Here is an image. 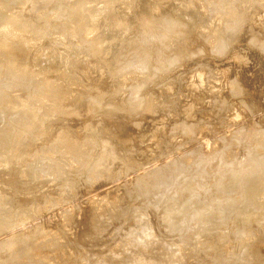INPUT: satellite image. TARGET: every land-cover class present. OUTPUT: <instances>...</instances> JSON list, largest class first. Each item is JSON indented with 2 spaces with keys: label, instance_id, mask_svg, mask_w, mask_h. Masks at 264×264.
<instances>
[{
  "label": "rangeland",
  "instance_id": "rangeland-1",
  "mask_svg": "<svg viewBox=\"0 0 264 264\" xmlns=\"http://www.w3.org/2000/svg\"><path fill=\"white\" fill-rule=\"evenodd\" d=\"M22 1L0 0V21L8 16L7 20L11 19L14 23L12 20L17 16H25L24 19L17 17V21L20 20L17 24H21L22 29L29 25L23 29L26 35L23 37L27 39L18 43L22 48L14 57L8 56L12 62L9 59L10 64H5L9 66L7 70L0 69V134L3 132L1 135L5 137V143H0V154L4 155L8 146L11 148L8 155L0 157V198L5 199H0V215L6 217L0 216V247L9 241L15 243L14 247H9L12 254L0 251V264H138L143 259L145 261L141 264H264V206L261 207L264 202L255 198L259 189L264 187V171L259 172L264 170V0H148L150 4L157 3H154L156 7L153 4L155 8L151 6V11L149 8L142 9L145 8L143 2L147 0H36L34 7L38 10L29 9L23 3L25 0ZM185 2L188 8H184ZM104 4L106 9L109 8L107 14ZM15 9L20 13H16ZM223 9L222 14L220 11ZM141 10L150 11V14L152 10L159 11H154L155 16L152 14L151 17L147 11ZM8 11H14L17 16ZM225 11L230 13L223 17ZM122 12L127 16H123ZM188 13L192 16L186 23ZM217 13L222 15L219 17ZM143 14L146 19L149 17L146 21ZM250 16L254 22L250 19L251 24H248ZM101 18L104 27L100 26ZM217 18H223L225 22L221 23L222 20ZM85 19H90V22ZM149 20L154 23L150 28L145 24ZM178 21H185L186 24L178 28ZM22 23L26 25L22 26ZM162 23L167 24L163 26L167 28L165 30H168L170 39H163L162 42L146 37L151 31L159 33ZM105 25L107 29L114 28L107 30ZM117 25L120 27L116 28ZM115 28L122 30L124 40L120 34L117 35L119 31ZM121 28L128 30L125 33ZM113 31H117L116 34ZM0 35L2 49L5 39ZM114 36L120 37V40ZM26 41L32 46L24 43ZM86 41L87 44H84ZM145 52L146 56L141 55ZM25 64L29 67L27 71L33 75L29 74V79L26 77L28 73L14 71L15 66L22 68ZM63 65L67 67L64 75L67 80L77 72L80 79L89 78L82 82L71 79L67 82L63 79L65 77H59ZM39 75L43 79L37 78ZM12 77H15L13 81ZM25 78L29 80L27 83ZM52 78L55 81L62 79L63 83L59 81L55 84ZM63 80L68 91L61 87L66 88ZM188 81L192 82L191 85L193 82L196 84L189 87ZM50 87L60 94L52 92ZM59 88L64 94L75 88V92L71 90L72 95L75 93L73 98H78V92L79 99L74 101L69 95L68 100L66 95L71 92L63 95ZM39 89L42 92L51 91L46 94L39 91V96ZM17 93H25L31 98L26 96L31 102L25 101L31 115L38 117L50 107L45 113L51 109L57 115L59 111L60 117L50 111L48 119L41 118L42 123L36 122L38 125H32L33 129L32 126L31 129H28L29 126L23 128L21 122L25 114L22 109H17ZM62 100L71 103L65 104ZM195 101L197 104H194ZM50 102H54L53 105ZM190 105H195V109ZM73 109L78 111L73 112ZM17 133L22 134L18 137ZM14 138L21 141L15 144ZM243 164L248 167L243 168ZM210 168L214 170L210 171ZM254 182L260 187L253 189ZM241 184L242 187L247 186L244 188L247 195ZM235 186L239 191L236 192L238 189ZM248 186L254 190L251 200L247 198L252 194ZM211 189L213 192H210ZM261 189L259 192L264 191V188ZM238 192H245L240 195L246 200L240 195L236 197ZM210 196H215L211 204L206 201ZM120 199L124 201L120 202ZM224 203L227 204L226 209ZM258 204L261 208H256ZM196 209L200 216L195 222L192 214L197 213L193 212ZM227 209L233 210L228 212ZM257 209H262L263 213L258 210L254 215ZM182 210H186L185 213ZM165 213L175 223L170 231L164 222ZM250 227L256 228L255 233Z\"/></svg>",
  "mask_w": 264,
  "mask_h": 264
},
{
  "label": "bare ground",
  "instance_id": "bare-ground-1",
  "mask_svg": "<svg viewBox=\"0 0 264 264\" xmlns=\"http://www.w3.org/2000/svg\"><path fill=\"white\" fill-rule=\"evenodd\" d=\"M3 1H4V0H3ZM18 1H19V0H18ZM23 1H24V0H23ZM23 1H22V2H23ZM40 1H41V0H40ZM92 1H93V0H92ZM110 1H111V0H110ZM117 1H118V0H117ZM123 1H124V0H123ZM125 1H126V0H125ZM169 1H170V0H169ZM174 1H175V0H174ZM186 1H187V0H186ZM82 2H83V1H82ZM118 2H119V1H118ZM142 2H143V1H142ZM145 2H146V1H145ZM148 2H149L148 0H147L146 3L143 2V4H144L145 6H144V5H142V6H144L145 8L142 7V9L145 10V9H148V8H149L148 10L151 11V8L153 9V7H154L153 4L156 3V2L154 1V3H152V4H150V3H148ZM159 2H160V1H159ZM233 2H234V1H233ZM23 3H24L25 5L27 4V5H28L27 7H28L29 9H37V10H38V8H35V7H34V5H36V4H35V3H36V0H25ZM23 3H22V4H23ZM37 3H39V2H37ZM107 3H108V2H106L105 4H107ZM123 3H125V2H123ZM123 3H122V5H123ZM180 3H181V2H180ZM183 3H184V2H183ZM186 3H187V2H185V4H184V8H185V6H186V7L188 6V3H187V4H186ZM227 3H228V2H227ZM0 4H1V3H0ZM69 4H70V3H69ZM105 4H104V5H105ZM108 4H109V3H108ZM108 4H107V5H108ZM112 4H113V2H112ZM141 4H142V3H141ZM156 4H157V3H156ZM156 4H154L155 7H156ZM193 4H194V3H193ZM2 5H3V4H2ZM6 5H7V4H6ZM20 5H21V4H20ZM82 5H83V4H82ZM107 5H105L106 7L104 6L105 9L107 8ZM122 5H121V6H122ZM159 5H160V4H159ZM191 5H192V4H191ZM199 5H200V4H199ZM228 5H229V4H227V6H228ZM8 6H9V5H7V7H8ZM18 6H19V5H18ZM39 6H40V5H39ZM77 6H79V5H77ZM85 6H86V5H85ZM85 6H84V7H85ZM151 6H153V7H151ZM160 6H161V5H160ZM160 6H159V8H161ZM180 6H182V5H180ZM192 6H194V5H192ZM227 6H226V7H227ZM1 7H2V6H1ZM4 7H5V6H4ZM10 7H11V6H10ZM10 7H9V8H10ZM13 7H14V6H13ZM15 7H17V6H15ZM80 7H81V6H80ZM122 7H123V6H122ZM155 7H154V8H155ZM9 8H8V9H9ZM18 8H19V7H18ZM18 8H17V10H18ZM40 8L42 9V7H40ZM40 8H39V10H40ZM157 8H158V5H157ZM157 8H156V9H157ZM159 8H158V9H159ZM184 8H183V9H184ZM187 8H188V7H187ZM217 8H218V7H217ZM224 8H225V6H224ZM5 9H6V8H5ZM48 9H49V8H48ZM55 9H56V8H55ZM108 9H109V8H108ZM108 9H106V11H107ZM110 9H112V8H110ZM120 9H121V8H120ZM132 9H133V6H132ZM174 9L177 10L176 8H174ZM198 9H199V7H198ZM228 9H232V8L229 7ZM10 10H11V9H10ZM15 10H16V9H15ZM17 10H16V11H17ZM19 10H20V8H19ZM49 10H50V9H49ZM78 10H79V9H78ZM113 10H114V9H113ZM159 10H160V9H159ZM159 10H152V14H153L154 11H159ZM179 10H180V8H179ZM199 10H200V9H199ZM215 10H216V9H215ZM215 10H214V11H215ZM1 11H2V10H1ZM11 11H12V10H11ZM16 11H15V12H16ZM29 11H30V10H29ZM46 11H47V10H46ZM75 11H76V10H75ZM101 11H102V10H101ZM109 11H111V10H109ZM120 11H122V10H120ZM120 11H118V12H120ZM141 11H143V10H141ZM146 11H147V10H146ZM146 11H143V12L146 13ZM150 11H149V12L147 11V14H148L149 16L152 17L154 14H153V15L150 14ZM177 11H178V10H177ZM177 11H176V12H177ZM180 11H181V10H180ZM186 11H187V10H186ZM193 11H194V9H193ZM195 11H196V9H195ZM197 11H198V10H197ZM217 11H218V10H217ZM223 11H224V9H223L222 11H220V12H222V14H223ZM230 11H231V10H230ZM230 11H225L226 13H224L225 15H224L223 17L228 16V14L230 13ZM237 11H238V10H237ZM18 12L20 13V11H17L16 13H18ZM95 12H96V11H95ZM102 12H103V11H102ZM116 12H117V11H116ZM143 12H142V13H143ZM172 12H173V11H172ZM174 12H175V11H174ZM174 12H173V13H174ZM189 12H191V11H189ZM218 12H219V11H218ZM8 13L10 14V13H12V12L8 11ZM8 13H7V14H8ZM19 13H18V14H19ZM92 13H93V12H92ZM99 13H100V12H99ZM99 13H98V15H99ZM104 13H105V12H104ZM107 13H108V11H107L105 14H107ZM122 13H123V16H125V17L127 16V15H125L126 13H124V12H122ZM122 13H120V14L122 15ZM145 13H144V14H145ZM197 13H198V12H197ZM200 13H201V12H200ZM12 14H15L14 11H13ZM32 14H33V13H32ZM144 14H143L144 19H143V17H142V19H143L144 21H146L149 17L147 16L148 18L146 19L145 16H144ZM147 14H146V15H147ZM174 14H175V13H174ZM176 14H177V13H176ZM192 14H193V12H192ZM222 14H220V15H222ZM15 15H16V14H15ZM39 15H40V14H39ZM71 15H72V14H71ZM73 15H74V13H73ZM76 15H77V14H76ZM98 15H97V16H98ZM100 15H101V14H100ZM100 15H99V17H100ZM140 15H141V14H140ZM163 15H164V14H163ZM217 15L220 17L219 13H217ZM217 15H216V16H217ZM6 16H7V15H6ZM16 16H17V15H16ZM16 16H15V17H16ZM91 16H92V15H91ZM154 16H155V15H154ZM171 16H172V15H171ZM173 16H174V15H173ZM173 16H172V17H173ZM186 16H188L187 19H186V17H183V18H185V19L187 20V21H186V23H187V22H188V18H189V16H192V15H191V13H188V15L186 14ZM196 16H197V15H196ZM218 16H217V17H218ZM251 16L254 17L253 15H251ZM251 16H250V18H248V20H247V19H244V18H243V20H247L248 24H251V22H254V21H252V19H251L252 17H251ZM9 17H11V15H9ZM12 17H14V15H12ZM15 17H14V18H15ZM17 17L20 18L19 16H17ZM17 17H16V19L12 20V21H15L16 24L20 22V20H19V22L17 21V19H18ZM24 17H25V16H24ZM24 17H21V18L24 19ZM54 17H56V16L54 15ZM74 17H75V16H74ZM158 17H159V16H158ZM1 18H2V17H1ZM7 18H8V16H7ZM7 18H6V19L2 18V21H0V33L4 36V38H3V36H2L3 40L5 39V40L3 41V43H4L3 46H4V47H3L2 49H0V56H2V57L0 58V60H2V61L0 62V67H1L0 69H2V68L4 69V68H5L6 70L8 69L9 66L6 67L5 64H6V63H7V65L10 64V63H9V59H10V62H12V61H11V58H8V56L10 57V55H12V56L14 57V54H16L17 51H20V49L22 48L21 45H20V44H21L20 41H23V39L25 38V37H23V36L25 35V32L23 31V29H24L26 26H29V25H26V23H25V24L22 23V24H23L22 26L26 25V26L22 29L21 26H19V25H21V24H17L18 26H17V25H14L15 22L13 23V22H11V19H10V20H9V19L7 20ZM21 18H20V19H21ZM37 18H38V17H37ZM102 18H103V16H102ZM102 18H101V19H102ZM117 18H118V17H117ZM245 18H247V17H245ZM3 19H4V20H3ZM38 19H39V18H38ZM70 19H71V18H70ZM114 19H115V18H114ZM145 19H146V20H145ZM217 19H219V18H217ZM225 19H226V18H225ZM238 19H239V18H238ZM250 19H251V22L249 23ZM6 20H7V21H6ZM41 20H42V19H41ZM43 20H44V19H43ZM85 20H88V21L90 22V19H85ZM85 20H84V22H85ZM98 20H99V19H98ZM115 20H116V19H115ZM120 20H121V19H120ZM125 20H126V19H125ZM172 20H173V19H172ZM181 20H184V19H181ZM194 20H195V19H194ZM219 20H222L221 23H224V22H225V20L223 21V18H222V19L220 18ZM236 20H237V19H236ZM239 20H240V19H239ZM25 21H26V20H25ZM44 21H45V20H44ZM88 21H87V22H88ZM173 21H174V20H173ZM176 21H177V20H176ZM179 21H180V19H179ZM179 21H178L177 23H179ZM230 21H231V20H230ZM21 22H22V21H21ZM27 22H28V21H27ZM37 22H38V20H37ZM45 22H46V21H45ZM87 22H86V23H87ZM157 22H158V21H157ZM157 22H155V23H157ZM174 22H175V21H174ZM32 23H33V22H31V24H32ZM34 23H35V21H34ZM34 23H33V24H34ZM39 23H40V22H39ZM43 23H44V22H43ZM43 23H42V24H43ZM51 23H52V22H51ZM61 23H62V22H61ZM82 23H83V21H82ZM98 23H100V22H98ZM98 23H97V25H98ZM112 23H113V22H112ZM151 23H152L151 20H149L148 23L145 22V24L148 25L149 28H150ZM165 23H166V22H165ZM165 23H162V25H161L162 28H161V31H160L159 33H158V32L154 33L153 31H151L146 37L148 38V37L150 36L151 39L153 38V39H152L153 41H154V39H155V40H156V39H160L162 42H163V39H166V40L170 39V37H168V35H167V34H168V33H167L168 30H167V31L165 30V29H167V28L165 27V29H164V26L167 25V24H165ZM186 23H185V21L179 23L178 25H179L180 27H178V28H182L181 26H182L183 24H186ZM221 23H220V24H221ZM230 23H231V22H230ZM230 23H229V24H230ZM235 23H236V22H235ZM235 23H234V24H235ZM238 23H239V22H238ZM31 24H30V25H31ZM37 24H38V23H37ZM68 24H69V22H68ZM87 24H88V23H87ZM95 24H96V22H95ZM117 24H119L118 21H117ZM152 24H154V23H152ZM234 24H233V25H234ZM242 24H244V23H242ZM53 25H54V23H53ZM53 25H52V27H53ZM81 25H82V24H81ZM101 25H103V19H102V23L100 24V26H101ZM112 25H114V27H115V23L112 24ZM112 25H111V26H112ZM124 25H125V24H124ZM126 25H127V24H126ZM163 25H164V26H163ZM171 25H172V24H171ZM199 25H200V24H199ZM222 25H223V24H222ZM224 25H225V24H224ZM226 25H227V24H226ZM226 25H225V26H226ZM233 25H232V26H233ZM79 26H80V25H79ZM87 26H88V25H87ZM89 26H91V25H89ZM98 26H99V25H98ZM100 26H99V27H100ZM108 26L110 27V25H108ZM117 26H118V27H116V28H119V27H120V25H117ZM227 26H228V25H227ZM232 26H231V27H232ZM30 27L33 29L32 26H30ZM30 27H29V29H31ZM41 27H42V26H41ZM52 27L50 26V29H51ZM61 27H62V26H61ZM74 27H75V26H74ZM77 27H78V26H77ZM77 27H76V28H77ZM84 27H85V26H84ZM96 27H97V26H96ZM103 27H104V25H103ZM114 27H112V28L110 27L111 29H107V27H106V25H105V29H107V30H111V31H112V29H113ZM167 27H168V26H167ZM171 27H172V26H171ZM215 27H216V26H215ZM229 27H230V26H229ZM229 27H228V28H229ZM35 28H36V29H39L40 27H39V28L35 27ZM35 28H34V29H35ZM116 28H115V30H117ZM26 29H27V28H26ZM68 29H69V28H68ZM73 29H74V28H73ZM79 29H80V28H79ZM79 29H78V30H79ZM85 29H86V28H85ZM87 29H88V28H87ZM101 29H103V28H101ZM105 29H104V30H105ZM121 29H123V28H121ZM175 29H177V28H175ZM198 29H199V27H198ZM215 29L217 30V28H215ZM215 29H214V30H215ZM234 29H235V28H234ZM24 30H25V29H24ZM41 30H42V28H41ZM51 30H52V29H51ZM124 30H125V29H123V31H124ZM126 30H128V29H126ZM126 30L124 31L125 33H126ZM164 30H165V32H164ZM214 30H213V31H214ZM216 30H215V31H216ZM250 30H251V29H250ZM37 31H38V30H37ZM53 31H54V29H53ZM61 31H62V29H61ZM65 31H66V30H65ZM65 31H64V32H65ZM69 31H70V29H69ZM71 31H72V30H71ZM117 31H119L120 33L117 32ZM117 31H115V32H117V35L120 34L119 36L122 37V33H123L122 30L119 29V30H117ZM149 31H150V29H149ZM172 31H174V30L172 29ZM175 31H176V30H175ZM47 32H48V31H47ZM56 32H57V31H56ZM73 32H74V31H73ZM77 32H78V31H77ZM79 32H80V31H79ZM113 32H114V31H113ZM115 32H114V34H116ZM121 32H122V33H121ZM178 32H179V31H178ZM193 32H194V31H193ZM193 32H191V33H193ZM3 33H4V34L7 33V35H6V34L4 35ZM59 33H60V32H59ZM62 33H63V32H62ZM170 33H172V32H169V34H170ZM174 33H176V32H174ZM34 34H35V32H34ZM65 34H66V33H65ZM37 35H38V34H37ZM41 35H42V34H41ZM59 35H60V34H59ZM59 35H58V36H59ZM63 35H64V34H63ZM68 35H69V33H68ZM74 35H75V34H74ZM0 36H1V35H0ZM5 36L7 37V39L5 38ZM25 36H26V35H25ZM39 36H40V35H39ZM39 36H38V37H39ZM51 36H53V35H51ZM51 36H50V37H51ZM54 36H55V35H54ZM80 36H81V35H80ZM112 36H113V35H112ZM31 37H32V36H31ZM33 37H34V35H33ZM33 37H32L31 39H33ZM42 37H43V35H42ZM70 37H71V36H70ZM72 37H73V36H72ZM98 37H99V36H98ZM114 37L117 38L118 36H114ZM114 37H113V38H114ZM172 37H173V36H172ZM172 37H171V38H172ZM2 38H1V40H2ZM44 38H45V37H44ZM46 38H47V37H46ZM56 38H57V36H56ZM59 38H60V37H59ZM59 38H58V39H59ZM61 38H62V35H61ZM63 38H64V37H63ZM84 38H85V37H84ZM118 38H119L118 40H120V37H118ZM147 38H146V39H147ZM25 39H27V38H25ZM71 39H72V38H71ZM71 39H70V40H71ZM75 39H76V38H75ZM114 39H115V38H114ZM114 39H113V40H114ZM122 39L124 40V37H122ZM122 39H121V40H122ZM35 40H37V38H36ZM35 40H34V41H35ZM39 40H40V38H39ZM97 40H98V39H97ZM160 40H159V42H160ZM29 41H30V40H29ZM31 41H32V40H31ZM59 41H60V39H59ZM99 41H100V40H99ZM156 41H157V40H156ZM175 41H176V40H175ZM19 42H20V44H18ZM27 42H28V41H26V42H24V43H27ZM65 42H66V41H65ZM90 42H91V41H90ZM115 42H116V39H115ZM159 42H158V43H159ZM28 43H29V42H28ZM81 43H82V42H81ZM108 43H109V42H108ZM164 43H165V42H164ZM22 44H23V43H22ZM31 44H33V42H32ZM61 44H62V43H61ZM84 44H87V41H86ZM94 44H95V43H94ZM1 45H2V44H1ZM1 45H0V46H1ZM23 45H24V44H23ZM70 45H71V44H70ZM96 45H97V44H96ZM163 45H164V44H163ZM28 46L31 47L32 45H30V43H29ZM67 46H68V45H67ZM81 46H82V44L80 45V47H81ZM83 46H84V45H83ZM93 46H95V45H93ZM157 46H158V45H157ZM159 46H160V45H159ZM164 46H167V45H164ZM1 47H2V46H1ZM1 47H0V48H1ZM64 47H65V45H64ZM68 47H69V46H68ZM76 47H78V46H76ZM80 47H78V48L80 49ZM84 47L87 48V45L84 46ZM90 47H91V46H90ZM90 47H89V48H90ZM217 47H218V46H217ZM82 48H83V47H82ZM91 48H93V47H91ZM15 49H16V50H15ZM66 49H67V48H66ZM70 49H71V48H70ZM74 49H75V48H74ZM94 49L97 51V48H93V50H94ZM155 49H156V48H155ZM157 49H158V48H157ZM160 49L163 50V49H162V45H161V48H160ZM64 50H65V48H64ZM68 50H69V49H68ZM68 50H67V51H68ZM86 50L91 51V49H86ZM89 51H88V52H89ZM96 51H95V52H96ZM21 52H22V51H21ZM68 52H69V51H68ZM77 52H78V51H77ZM100 52H101V51H100ZM219 52H220V51H219ZM75 53H76V52H75ZM157 53H159V52H157ZM161 53H163V52H161ZM236 53H237V51H236ZM97 54H99V52H97ZM104 54H105V53H104ZM145 54H146V52H145V53H142L141 55L146 56ZM232 54H233V53H232ZM237 54H238V53H237ZM239 54H240V53H239ZM239 54H238V55H239ZM18 55H19V54H18ZM82 55H83V54H82ZM99 55H100V54H99ZM141 55H139V56H141ZM154 55H155V54H154ZM163 55H164V53H163ZM80 56H81V55H80ZM139 56H138V57H139ZM155 56H156V55H155ZM231 56H232V55H231ZM245 56H246V55H245ZM84 57H85V55H84ZM138 57H137V58H138ZM68 58H69V57H68ZM139 58H141V57H139ZM144 58H145V57H144ZM161 58H162V57H161ZM245 58H246V57H245ZM16 59H17V58H16ZM155 59H156V58H155ZM144 60H145V62H147V61H146V60H147L146 58H145ZM67 61H68V59H67ZM67 61H65V62H67ZM142 61H143V60H142ZM22 62H23V61H22ZM69 62H70V61H69ZM73 62H75V61H73ZM139 62H141V61L139 60ZM145 62H144V64H145ZM219 62H220V61H219ZM30 63H32V62H30ZM30 63H29L28 65L32 66ZM67 63H68V62H67ZM82 63H83V62H82ZM25 65H26V66H25ZM25 65H23V66H25V67L27 68V64H25ZM33 65H34V67H35L36 63H34ZM65 65H66V64H65ZM69 65H70V63H69ZM139 65H140V64H139ZM145 65H147V64H145ZM23 66H22V68H21V67H20V68H19V67L16 68V66H15V70H14V71H15V72H16V71H17V72L20 71V73H21V72H24L25 75L28 73V75H26V77L28 76L27 78L29 79V77H30V76H29L30 73L28 72V71H29V67L26 69V68L23 67ZM67 66H68V65H67ZM136 66H137V65H136ZM155 66H156V65H155ZM248 66H249V65H248ZM32 67H33V66H32ZM59 67H60V66H59ZM63 67H64V69H63ZM69 67H70V66H69ZM123 67H124V66H123ZM127 67H128V66H127ZM242 67H243V66H242ZM260 67H261V66H260ZM57 68H58V67H57ZM137 68H138V66H137ZM246 68H247V67H246ZM16 69H17V70H16ZM31 69H33V68H31ZM31 69H30V72H31ZM62 69H63V70L61 71V68H60V72L57 70V71L59 72V77H62V76H63V77H65V78H63V79L67 80V79H66V76H64V75L66 74V72H65L66 70H65V69H67V67L65 68V66L63 65V66H62ZM123 69H124V68H123ZM138 69H139V68H138ZM143 69H144V68H143ZM18 70H19V71H18ZM27 70H28V71H27ZM41 70H42V69H41ZM41 70H40V71H41ZM124 70H125V69H124ZM171 70H172V69H171ZM1 71H2V70H1ZM12 71H13V70H12ZM12 71H10V72H12ZM40 71H39V72H40ZM83 71H84V70H83ZM122 71H123V70H122ZM247 71H248V70H247ZM259 71H260V70H259ZM15 72H14V73H15ZM35 72H36V71H35ZM58 72H55L56 74H55V73H54V74L58 76V74H57ZM198 72H199V71H198ZM198 72H197L196 74L199 75L200 72H199V73H198ZM252 72H253V71H252ZM0 73H1V72H0ZM36 73H37V72H36ZM42 73L45 74L44 71H43ZM42 73H41V74H42ZM72 73H73V72H72ZM72 73H71V74H72ZM80 73H81V71H80ZM138 73H139V72H138ZM11 74H12V73H11ZM11 74H10V75H11ZM16 74H17V73H16ZM18 74H19V73H18ZM21 74H22V73H21ZM21 74H20V75H21ZM38 74H39V73H38ZM44 74H42V75H44ZM54 74L52 75V77L55 76ZM73 74H74V77H73L72 79L69 77V79L67 80V82L70 81V79H71L72 81H73V80H74V81L79 80L80 82H82V81L86 80V78H87V77L85 76V75H86V71H85V75H84V76H85V79H84V78L80 79V76H79V75L77 76V74H79L78 72H77V73H73ZM75 74H76V75H75ZM118 74H119V73H118ZM249 74H250V73H249ZM14 75H15V74H14ZM20 75H19V76H20ZM30 75H31V74H30ZM11 76H12V75H11ZM23 76H24V75H23ZM31 76H33V75H31ZM40 76H41V75H39V77H37V78H39V79H43V77L40 78ZM45 76H46V75H45ZM87 76H88V74H87ZM192 76H193V75H192ZM196 76H197V75H196ZM200 76H201V74H200ZM9 77H10V76H9ZM17 77H18V75H17ZM34 77H35V76H34ZM201 77H202V76H201ZM10 78H11V77H10ZM10 78H9V79H10ZM19 78H20V77H19ZM21 78H22V80H24L23 77H21ZM35 78H36V77H35ZM67 78H68V76H67ZM88 78H89V77H88ZM88 78H87V79H88ZM195 78H197L198 80L200 79V78H198V76L195 77ZM13 79H15V77H14V78L12 77V81H13ZM16 79H17V78H16ZM28 79L25 78L26 83H27V80H28ZM46 79H50V78L46 77ZM46 79H45V80H46ZM52 79H53V78H52ZM52 79H51L50 82H52ZM55 79H56V78H55ZM83 79H84V80H83ZM30 80H31V79H30ZM58 80H59V79H58ZM65 80H63L64 83H65ZM81 80H82V81H81ZM189 80H190V79H189ZM192 80H193V79H192ZM195 80H196V79H195ZM198 80H197V81H198ZM28 81H29V80H28ZM33 81H34V80H33ZM33 81H31L32 84H34L37 80H36L34 83H33ZM42 81H43V80H42ZM48 81H49V80H48ZM53 81H55V80L53 79ZM59 81L61 82L62 79L59 80ZM59 81L56 80V81H55V84H56V82H59ZM72 81H71V83H72ZM24 82H25V81H24ZM24 82H23V83H24ZM50 82H48V83H50ZM185 82H186V81H185ZM26 83H25V85H26ZM28 83H30V82H28ZM38 83H39V82H38ZM52 83H53V82H52ZM61 83H63V82H61ZM61 83H60V85H63V84H61ZM73 83H74V82H73ZM188 83H189V81H188ZM193 83L196 84L195 82H193ZM35 84H37V82H36ZM42 84H43V83H42ZM44 84H45V83H44ZM50 84H51V83H50ZM67 84H70V82L67 83ZM75 84H76V83H75ZM75 84H74V86H76ZM80 84H81V83H80ZM191 84H192V82L189 83L188 86H189V87H194V86H193L194 84H193V85H191ZM60 85H58V86L60 87ZM4 86H5V85H4ZM4 86H3V87H4ZM52 86H53V85H52ZM52 86H51V87H52ZM64 86H66V83L64 84ZM68 86H69V85H68ZM78 86H80V88L82 87L81 85H78ZM188 86H187V87H188ZM254 86H255V85H254ZM51 87H50V88H51ZM61 87H62L63 90L68 91V90H66V89H67V86H66L65 89L63 88V86H61ZM69 87L71 88V86H69ZM69 87H68V89H70ZM11 88H12V87H11ZM52 88H53V87H52ZM52 88H51V89H52ZM75 88H76V87H75ZM75 88H74V89H75ZM78 88H79V87H78ZM80 88H79V89H80ZM6 89H7V88H6ZM13 89H14V87H13ZM59 89H60V88H59ZM74 89H73V90H74ZM76 89H77V88H76ZM79 89H77V90H79ZM192 89H193V88H192ZM0 90H1V88H0ZM3 90H4V88H3ZM9 90H10V89H9ZM11 90H12V89H11ZM44 90H46V89H44ZM48 90H49V89H48ZM48 90H47V91H48ZM57 90H58V89H57ZM60 90H61V89H60ZM71 90H72V89H71ZM71 90H70L69 92H71ZM73 90H72V92H75V91H73ZM171 90H172V89H171ZM5 91H6V90H5ZM7 91H8V90H7ZM39 91H41V90H40V89L38 90V95L40 96L42 91L40 92V94H39ZM47 91H43V92L46 94ZM49 91H51V90H49ZM61 91H62V90H61ZM186 91H187V90H186ZM188 91H189V88H188ZM188 91H187V92H188ZM236 91H237V90H236ZM43 92H42V94H44ZM52 92H55V91H53V89H52ZM57 92H58V91H57ZM62 92H63V93H62ZM62 92H61V94H63V95L69 93V92H65V94H64V91H62ZM72 92L66 95V97L68 96V100H69V95H70V97L72 96V98H73V95H74V97H75V93H73V95H72ZM76 92H77V91H76ZM99 92H100V91H99ZM187 92H186V93H187ZM36 93H37V92H36ZM55 93H56V92H55ZM82 93H83V92H82ZM13 94H14V93H13ZM27 94H28V93H27ZM53 94H54V93H53ZM56 94H58V93H56ZM59 94H60V92H59ZM59 94H58V95H59ZM78 94H79V93L77 92V97H78L77 99H79ZM183 94H185V93H183ZM0 95H1V94H0ZM15 95H16V96H15V102H16L17 104H19L18 108H17V107H16V108H17L18 110H19V108H20V110L22 109L23 112H24V114H25V118H24V120L22 119L23 122H21L22 125L24 124V125H23V128H24V126H25V129H26L27 126H29V127H28V129H29L30 126H32V125H33V126H34V125H35V126L38 125L36 122H40V119H41V118L48 119V116H49L48 114H49L50 111H52V114H53V111H54V110H51V109H50V111H48V113H45V111H47V109L50 108V107H47V109H46L43 113H41L38 117H37V116H34L33 114L31 115V110H30V108L27 107V106L25 105V104H26L25 101H30V100L27 98V97H29V96H28V95H25V93H23V94H22V93H17V94H15ZM29 95H30V94H29ZM32 95H34V94H32ZM32 95H31V96H32ZM35 95H36V94H35ZM26 96H27V97H26ZM36 96H37V95H36ZM101 96H103V95H101ZM32 97H33V96H32ZM59 97H60V96H59ZM29 98H30V97H29ZM33 98H34V97H33ZM33 98H32V99H33ZM53 98H54V97H53ZM55 98H56V97H55ZM72 98H70V99H72ZM101 98H102V97H101ZM101 98H100V99H101ZM30 99H31V98H30ZM57 99H60V98H58V96H57ZM61 99H62V98H61ZM63 99H64V96H63ZM65 99H66V98H65ZM65 99H64V100H65ZM74 99H75V100H74ZM77 99H76V98H73L74 101H76ZM186 99H187V98H186ZM64 100H62V101H63V103L65 102V104H66V102H67V104L71 103L70 101H67V100L64 101ZM98 100H99V99H98ZM181 100H182V99H181ZM33 101H34V100H33ZM59 101H61V100H59ZM137 101H138V100H137ZM154 101H155V100H154ZM15 102H14V103H15ZM30 102H31V101H30ZM192 102H193V101H192ZM192 102H191V103H192ZM16 103H15V104H16ZM28 103H29V102H28ZM50 103H51V102H50ZM52 103H54V102H52ZM52 103H51V104H52ZM55 103H56V102H55ZM63 103L60 102L61 105H63ZM75 103H76V102H74V104H75ZM122 103H123V102H122ZM150 103H151V102H150ZM179 103H180V102H179ZM11 104H13V103L11 102ZM194 104H197V102L195 101ZM52 105H53V104H52ZM56 105H57V104H56ZM188 105H189V104H188ZM244 105H245V104H244ZM29 106H32V105H29ZM57 106H58V105H57ZM73 106H74V105H73ZM79 106H80V105H79ZM190 106H193V105H190ZM190 106H189V108H190V110H191L192 107H190ZM194 106H195V105H194ZM194 106H193V108H194ZM242 106H243V105H242ZM58 107H59V106H58ZM153 107H154V106H153ZM16 108H15V109H16ZM33 108H34V107H33ZM82 108H83V107H82ZM158 108H159V107H158ZM198 108H199V107H198ZM244 108H245V107H244ZM52 109H54V107H53ZM56 109H57V107H56ZM58 109H59V108H58ZM159 109H160V108H159ZM194 109H195V108H194ZM196 109H197V108H196ZM219 109H220V108H219ZM34 110H35V109H34ZM37 110H39L38 107H37ZM75 110H76V109H75ZM75 110L73 109V112H77V111H78V109H77V111H75ZM82 110H83V109H82ZM16 111H17V110H16ZM39 111H42V109L39 110ZM56 111H57V110H56ZM60 111H62V110H60ZM192 111H193V110H192ZM23 112H21V113H23ZM58 112H59V111H58ZM58 112H57V115H58ZM73 112H72V113H73ZM187 112H189V111H187ZM39 113H40V112H39ZM39 113H38V114H39ZM59 113H60V112H59ZM68 113H69V112H68ZM72 113H70V114H72ZM12 114H13V113H12ZM63 114H64V112H63ZM80 114H81V113H80ZM168 114H169V113H168ZM21 115H22V114H21ZM53 115H54V116H57V115H55V114H53ZM67 115H68V114H67ZM73 115H74V113H73ZM23 116H24V115H23ZM50 116H51V115H50ZM58 116H59V115H58ZM62 116L65 118L66 113H65V116H64V115H62ZM15 117H16V116H15ZM18 117H19V116H18ZM51 117H52V116H51ZM59 117H60V116H59ZM63 117H62V118H63ZM45 119H42L41 121H44ZM65 119H66V118H65ZM19 120H20V119H19ZM22 120H20V121H22ZM67 120H68V119H67ZM120 120H121V119H120ZM16 121H17V119H16ZM10 123H11V122H10ZM21 123H20V125H21ZM35 123H36V124H35ZM40 123H42V122H40ZM40 123H39V125H40ZM62 123H63V122H62ZM114 123H115V122H114ZM119 123H121V122H119ZM15 124H17V123L15 122ZM104 124H105V123H104ZM106 124H107V123H106ZM110 124H112V123H110ZM67 125H68V124H67ZM113 125H114V124H113ZM5 126H6V125H5ZM5 126H4V128L8 127V126H6V127H5ZM33 126L31 127L32 129H33ZM104 126H105V125H104ZM120 126H121V125H120ZM40 127H41V126H40ZM106 127H107V125H106ZM108 127H109V125H108ZM116 127H118V121H117V125H116ZM31 128H30V129H31ZM34 128H35V127H34ZM37 128H38V127H37ZM44 128H45V127H44ZM95 128H96V127H95ZM97 128H98V127H97ZM101 128H102V127H101ZM9 129H10V127H9ZM110 129H111V128H110ZM185 129H186V128H185ZM5 130H6V129H5ZM88 130H89V129H88ZM95 130H96V129H95ZM108 130H109V128H108ZM114 130H116V129H114ZM29 131H30V130H29ZM32 131H33V130H32ZM102 131H103V130H102ZM104 131H105V130H104ZM120 131H121V130H120ZM24 132H25V131H24ZM105 132H106V131H105ZM105 132H104V133H105ZM108 132H109V131H108ZM118 132H119V130H118ZM2 133H3V132H1V134H2ZM27 133H28V131H27ZM27 133H26V134H27ZM120 133L123 134V132H120ZM181 133H182V132H181ZM1 134H0V141H1L0 143H2V145H3V143H5V140L3 141V139H4L5 137L3 138V135H1ZM3 134H4V133H3ZM8 134H9V133H8ZM8 134H7V135H8ZM17 134H18V133H17ZM17 134H16V136H17ZM21 134H22V133H21ZM21 134H20V135H21ZM24 134H25V133H24ZM24 134H23V135H24ZM29 134H30V133H29ZM10 135H11V134H10ZM12 135H13V134H12ZM18 135H19V134H18ZM20 135H19L18 137H20ZM23 135H22V137H24ZM113 135H114V134H113ZM13 136H14V135H13ZM27 136H28V135H27ZM18 137H17V138H18ZM8 138H9V137H8ZM12 138H13V137H11V140H12ZM15 138H16V137H15ZM15 138H14V140H15ZM112 138H113V137H112ZM6 139H7V136H6ZM21 139H22V138H21ZM116 139H117V137H116ZM119 139H120V138H119ZM11 140H10V142H11ZM36 140H37V139H36ZM60 140H61V139H60ZM261 140H262V139H261ZM17 141H18V140H17ZM17 141L15 140L14 143L16 142L15 144H17ZM19 141H21V140L19 139ZM19 141H18V142H19ZM118 141H119V140H118ZM118 141H117V142H118ZM125 141H126V140H125ZM119 142H120V141H119ZM127 142H128V141H127ZM137 142H138V141H137ZM140 142H142V141H140ZM249 142H250V141H249ZM251 142H252V141H251ZM8 143H9V141H8ZM14 143L12 142L11 145L14 144ZM128 143H129V142H128ZM138 143H139V142H138ZM55 144H56V143H55ZM107 144H108V143H107ZM123 144H124V143H123ZM0 145H1V144H0ZM8 145H9V144H8ZM58 145H59V144H58ZM58 145H57V146H58ZM102 145H103V144H102ZM126 145H127V144H126ZM133 145H134V144H133ZM135 145L138 146L137 143H136ZM225 145H226V144H225ZM245 145H246V144H245ZM249 145H250V143H249ZM257 145H258V144H257ZM257 145H256V146H257ZM4 146H5V144H4ZM6 146H7V145H6ZM12 146H13V145H12ZM12 146H11V147H12ZM65 146H66V145H65ZM103 146H104V145H103ZM113 146H114V145H113ZM121 146H123V145H121ZM124 146H125V144H124ZM214 146H215V145H214ZM246 146H247V145H246ZM256 146H255V147H256ZM261 146H262V145H261ZM261 146H260V147H261ZM2 147H3V146H1V148H2ZM67 147H68V146H67ZM128 147L130 148L131 146H128ZM215 147H216V146H215ZM237 147H239V146H237ZM237 147H236V148H237ZM249 147H250V146H249ZM4 148H5V147H4ZM33 148H34V147H33ZM122 148H124V147H122ZM125 148L127 149V146H125ZM125 148H124V149H125ZM129 148H128L127 152L129 151ZM217 148H218V147H217ZM16 149H17V148H16ZM69 149H70V148H69ZM124 149H123V151H126V150H124ZM242 149H243V148H242ZM258 149H259V148H258ZM5 150H6L7 152H5L4 155H8V154L10 153L11 148H9V146H8V150H7V148H6ZM5 150H4V151H5ZM131 150H132V149H131ZM259 150H260V149H259ZM4 151H3V152H4ZM68 151H69V150H68ZM53 152H54V151H53ZM211 152H212V151H211ZM0 153H1V152H0ZM17 153H18V152H17ZM144 153H145V155L147 154L146 151H144ZM144 153H143V154H144ZM209 154H210V152H209ZM211 154H213V153H211ZM4 155H3V153H2V154H0V157H3ZM207 155H208V152H207ZM143 156H144V155H143ZM187 156H188V155H187ZM214 156L216 157V155H214ZM214 156H213L211 159H213ZM226 156H227V155H226ZM209 157H210V155H209ZM227 157H228V156H227ZM229 157H230V156H229ZM9 158H10V157H9ZM113 158H114V157H113ZM184 158L186 159V157H184ZM207 158H208V157H207ZM216 158H217V157H216ZM11 159H12V158H11ZM22 159H23V158H22ZM111 159H112V158H111ZM253 159H254V158H253ZM253 159H252V160H253ZM255 159H256V158H255ZM14 160H15V159H14ZM14 160H13V161H14ZM182 160H183V159H182ZM191 160H192V159H191ZM208 160H209V158H208ZM15 161H16V160H15ZM24 161H25V160H24ZM183 161H184V160H183ZM186 161H187V160H186ZM253 161H254V160H253ZM22 162H23V161H22ZM56 162H57V161H56ZM71 162H72V161H71ZM180 162H182V161H179V163H180ZM188 162H189V161H188ZM193 162H194V161H193ZM206 162H207V161H206ZM209 162H211V160H209ZM209 162H207V163H209ZM249 162H250V161H249ZM251 162H252V161H251ZM254 162H255V161H254ZM254 162H252V164H253ZM256 162H257V161H256ZM260 162H261V160H260ZM25 163H26V162H25ZM182 163H183V162H182ZM245 163H246V162H245ZM1 164H2V163H1ZM203 164H204V163H203ZM203 164H201V165L203 166ZM212 164H213V163H212ZM263 164H264V161H263L262 165H263ZM74 165H75V164H74ZM205 165L207 166V164H205ZM205 165H204V168H205ZM214 165H215V163H214ZM214 165H213V168H215ZM244 165H246V164H243V168H245V167L247 168V167H248V166H245V167H244ZM250 165H251V163H250ZM262 165L259 163V167H260V166L262 167ZM27 166H28V165H27ZM27 166H26V167H27ZM71 166H72V165H71ZM179 166H180V165H179ZM199 166H200V164H198V167H199ZM202 166H201V167H202ZM6 167H7V166H6ZM75 167H76V166H75ZM170 167H171V166H170ZM180 167H181V166H180ZM211 167H212V166H211ZM216 167H217V166H216ZM94 168H95V167H94ZM94 168H92V169H94ZM202 168H203V167H202ZM213 168H210V171H212ZM249 168H250V167H249ZM31 169H32V168H31ZM73 169H74V168H73ZM173 169H174V168H173ZM177 169H178V168H177ZM199 169H200V168H199ZM199 169H198V170H199ZM215 169H216V168H215ZM201 170H203V169H200V171H201ZM213 170H214V169H213ZM60 171H61V170H60ZM91 171H92V170H91ZM91 171H90V173H92V175H93L94 173L91 172ZM168 171H169V170H168ZM200 171H199V172H200ZM248 171H249V170H248ZM263 171H264V170L259 171V172H263ZM94 172H95V171H94ZM165 172H166V171H165ZM172 172H173V170H172ZM206 172H207V171H206ZM40 173H41V172H40ZM45 173H46V172H45ZM90 173H89V174H90ZM169 173H170V172H169ZM201 173H203V171H202ZM256 173H257V172H256ZM263 173H264V172H263ZM165 174H166V173H165ZM214 174H215V172H214ZM147 175H148V174H147ZM53 176H54V175H53ZM94 176H95V175H94ZM161 176H162V175H161ZM167 176H168V175H167ZM249 176H250V174H249ZM251 176H252V175H251ZM251 176H250V177H251ZM6 177H7V176H6ZM87 177H88V176H87ZM90 177H91V174H90ZM90 177H89V179H90ZM149 178H150V177H149ZM259 179H261V178H259ZM81 180H82V179H81ZM87 181H88V180H87ZM95 181H96V180H95ZM257 181L260 182L258 179H257ZM257 181H256V182H257ZM261 181H262V180H261ZM263 182H264V181H263ZM263 182H261V184H263ZM81 183H82V182H81ZM140 183H141V182H140ZM232 183H233V182H232ZM232 183H231V184H232ZM239 183H240V182H239ZM242 183H243V181H242ZM94 184H95V183H94ZM231 184H230V185H231ZM233 184H234V183H233ZM235 184H236V183H235ZM254 184H255V182L253 183V186H252L253 189H254V187L257 186V185L255 186ZM106 185H107V184H106ZM237 185H238V184H237ZM237 185H236V186H237ZM244 185H246V184H245V181H244ZM248 185H249V184H248ZM250 185H251V184H250ZM263 185H264V184H263ZM263 185H261V186H263ZM232 186H233V185H232ZM232 186H231V188H232ZM236 186H235V188H237ZM239 186H240V185H238V187H239ZM241 187H242V184H241ZM246 187H247V186H246ZM246 187L244 186V187H242V188H243V189H244V188L246 189ZM248 187H249V186H248ZM252 187H249L250 189H249V188H247V189H249V190L252 191V190H253V189H251ZM258 187H260V185H258L256 188H258ZM233 188H234V186H233ZM233 188H232V189H233ZM263 188H264V187H263ZM263 188H262V189H263ZM6 189H7V188H6ZM237 189H238V190H236V192L239 191V188H237ZM243 189H242V190H243ZM245 189H244L243 191H246ZM260 189H261V188H260ZM260 189H259V191H260ZM262 189H261V190H262ZM7 190H8V189H7ZM240 190H241V189H240ZM242 190H241V191H242ZM9 191H10V190H9ZM214 191H215V190H214ZM253 191H254V190H253ZM253 191L251 192L252 194H251L250 197H247V196H246L247 198H250V200H251V198H252ZM259 191H258L257 193L255 192L256 195H255V193H254V195L257 196V197H255V198H257V199H256L257 201L261 199V201L264 202V191H262V192H259ZM7 192H8V191H7ZM210 192H213L212 189L210 190ZM249 192H250V191H249ZM249 192H248V193H249ZM119 193H120V192H119ZM238 193H239V194L236 193V197H237V195H240V193H245V192H238ZM130 194H131V193H130ZM208 194H209V193H208ZM245 194L247 195V191H246ZM118 195H119V194H118ZM164 195H165V194H164ZM209 195H210V194H209ZM187 196H188V194H187ZM240 196H241V195H240ZM240 196H239V197H240ZM242 196H243V195H242ZM242 196H241V197H242ZM248 196H249V195H248ZM0 197H1V196H0ZM113 197H114V196H113ZM173 197H174V195H173ZM212 197H215V196L207 197V198H208V199L206 200L207 203H209V204L212 203L213 199H215V198H212ZM236 197H235V199H236ZM241 197H240V198H241ZM1 198H2V197H1ZM1 198H0V199H1ZM116 198H117V197H116ZM123 198H124V197H123ZM123 198H122V199H123ZM137 198H138V197H137ZM188 198H189V197H188ZM188 198H187V199H188ZM242 198H243V197H242ZM3 199H4V198H3ZM3 199H1V200H3ZM68 199H69V198H68ZM185 199H186V198H185ZM185 199H184V200H185ZM233 199H234V198H233ZM238 199H239V198H238ZM243 199H245V196H244ZM243 199H242V200H243ZM253 199H254V196H253ZM4 200H5V199H4ZM23 200H24V197H23ZM65 200H66V199H65ZM114 200H115V199H114ZM118 200H119V199H118ZM137 200H138V199H137ZM245 200H246V199H245ZM245 200H243V201H245ZM256 200H254V201H256ZM110 201H111V200H110ZM115 201H116V200H115ZM122 201H124V200H122ZM122 201H121V199H120V202H122ZM146 201H147V200H146ZM185 201H186V200H185ZM187 201H188V200H187ZM228 201H229V200H228ZM233 201H234V200H233ZM261 201H260V202H261ZM4 202H5V201H4ZM4 202H3V203H4ZM93 202H94V201H93ZM112 202H114V201H112ZM148 202H149V201H148ZM182 202H183V201H182ZM210 202H211V203H210ZM234 202H236V200H235ZM238 202H239V200H238ZM241 202H242V201H241ZM247 202H248V201H247ZM249 202H250V201H249ZM260 202H259V203H260ZM59 203H60V202H59ZM62 203H63V202H62ZM115 203H116V202H115ZM227 203H228V202H227ZM242 203H243V206H244V202H242ZM119 204H120V203H119ZM159 204H160V203H159ZM183 204H184V203H183ZM190 204H191V203H190ZM209 204H207V205L210 206ZM224 204H225L224 209H226V208H227V207H226L227 204H226V203H224ZM231 204H232V202H231ZM251 204H252V203H251ZM0 205H1V204H0ZM56 205H57V204H56ZM93 205H94V204H93ZM102 205H103V204H102ZM115 205H117V204H115ZM180 205H182V204H180ZM180 205H179V206H180ZM192 205H193V204H192ZM228 205H229V203H228ZM232 205H233V204H232ZM255 205H256V204H255ZM255 205H254V206H255ZM260 205H261V204H260ZM2 206H4V205H2ZM2 206H1V208H2ZM22 206H23V205H22ZM163 206H164V205H163ZM189 206H190V205H189ZM205 206H206V205H205ZM222 206H223V205H222ZM245 206H246V205H245ZM252 206H253V205H252ZM257 206H258V207H257ZM257 206H256V208H259V207H260L259 204H258ZM262 206H264V203H263V205H261V207H262ZM50 207H51V206H50ZM68 207H69V206H68ZM99 207H100V206H99ZM102 207H103V206H102ZM114 207H115V206H114ZM185 207H186V206H185ZM225 207H226V208H225ZM229 207H230V206H229ZM261 207H260V208H261ZM74 208H75V207H74ZM135 208H136V207H135ZM156 208H157V207H156ZM182 208L184 209V206H182ZM195 208H196V207H195ZM230 208H231V207H230ZM247 208H248V210H249V209L251 208V206H250V208H249V207H247ZM252 208H253V207H252ZM22 209H23V208H22ZM99 209H100V208H99ZM178 209H179V208H178ZM193 209H194V208H193ZM193 209H192V210H193ZM228 209H229V208H228ZM228 209H227V210H228ZM253 209H254V208H253ZM0 210H2V209H0ZM25 210H26V209H25ZM192 210H190V212H191ZM198 210L200 211V209H198ZM227 210H226V211H227ZM231 210H233V209H231ZM231 210H228V212H230ZM258 210H259V209H257V211H256V210H255V211L252 210V211L255 212L254 215L256 214V212L258 213ZM29 211H30V209H29ZM72 211H73V210H72ZM75 211H76V210H75ZM122 211H123V210H122ZM184 211H186V210H182V212H184ZM195 211H197V209L194 210L193 212L195 213ZM263 211H264V207H263ZM7 212H8V211H7ZM23 212H24V211H23ZM66 212H67V211H66ZM79 212H80V211H79ZM146 212H147V211H146ZM178 212H179V211H178ZM259 212H262V209L259 210ZM24 213H25V212H24ZM28 213H29V212H28ZM179 213H180V212H179ZM184 213H185V212H184ZM249 213H251V212H249ZM262 213H263V212H262ZM0 214H1V213H0ZM2 214H3V213H2ZM30 214H31V213H30ZM64 214H65V212H64ZM66 214H67V213H66ZM251 214H253V213H251ZM71 215L73 216V214H71ZM164 215H166V213H165ZM164 215H163V217H164ZM167 215H169V214H167ZM167 215H166V216H167ZM184 215H185V214H184ZM184 215H183L182 217H184ZM193 215H194L193 220H195V222H196V219H197V218L199 219L200 213L197 211V213L192 214V216H193ZM246 215H247V213H246ZM0 216H1V215H0ZM3 216H4V214H3L1 217H3ZM68 216H69V215H68ZM144 216H145V215H144ZM166 216H165V219H164V218H163V219H164V222H166V225L169 226V228H168L169 230H168V231H170L171 228H174V227H175V225H174L175 223H173L172 218H170V217H168V216L166 217ZM186 216H187V215H186ZM248 216H249V215H248ZM262 216H263V214H262ZM1 217H0V218H1ZM4 217H5V216H4ZM66 217H67V216H66ZM5 218H6V217H5ZM69 219H70V218H69ZM173 219H174V217H173ZM183 219H184V218H183ZM198 219H197V220H198ZM246 219H247V218H246ZM255 219H256V218H255ZM260 219H261V218H260ZM22 220H23V219H22ZM61 220H62V219H61ZM66 220H67V219H66ZM181 220H182V218H181ZM69 221H70V220H69ZM186 221H187V218H186ZM255 221H256V220H255ZM249 222H250V221H249ZM256 222H257V221H256ZM140 223H141V222H140ZM182 223H183V221H182ZM240 223H241V222H240ZM254 223H255V222H254ZM137 224H138V223H137ZM190 224H191V223H190ZM225 224H226V223H225ZM67 225H68V224H67ZM256 225H258V224H256ZM256 225H255V227H256ZM168 226H167V227H168ZM191 226H192V225H191ZM220 226H222V225H220ZM223 226H224V225H223ZM225 226H226V225H225ZM227 226H228V225H227ZM252 226L254 227V225H252ZM54 227H55V226H54ZM67 227H68V226H67ZM58 228H59V227H58ZM141 228H142V227H141ZM256 228H257V227H256ZM256 228L251 229V227H250L249 229H250L253 233H255ZM20 229H21V228H20ZM61 229H62V228H61ZM226 229H227V228H226ZM33 230H34V229H33ZM59 230H60V229H59ZM172 230H173V229H172ZM174 230H175V229H174ZM220 230H221V229H220ZM54 231H55V230H54ZM192 231H193V230H192ZM258 231H259V230H258ZM261 231H262V230H261ZM33 232H34V231H33ZM36 232H37V231H36ZM149 232H150V231H149ZM151 232H152V231H151ZM180 232H181V231H180ZM183 232H184V230H183ZM188 232H189V231H188ZM199 232H200V231H199ZM25 233H26V232H25ZM30 233H31V232H30ZM65 233H66V232H64V234H65ZM67 233H68V232H67ZM197 233H198V232H197ZM50 234H51V232H50ZM64 234H63V235H64ZM149 234H150V233H149ZM187 234H188V233H187ZM204 234H205V233H204ZM57 235H58V234H57ZM70 235H71V234H70ZM70 235H66V236L69 237ZM146 235H147V234H146ZM166 235H167V234H166ZM179 235H180V234H179ZM184 235H185V234H184ZM184 235H183V236H184ZM199 235H200V234H199ZM201 235H202V233H201ZM254 235H255V234H254ZM261 235H262V234H261ZM51 236H52V235H51ZM53 236H54V235H53ZM149 236H150V235H149ZM188 236H189V235H188ZM262 236H263V235H262ZM71 237H72V236H71ZM120 237H121V236H120ZM201 237H202V236H201ZM203 237H204V236H203ZM246 237H247V236H246ZM246 237H244V238H246ZM53 238H54V237H53ZM64 238H65V237H64ZM132 238H133V237H132ZM132 238H131V239H132ZM185 238H186V237L184 236V239H183V240H185ZM69 239H70V238H69ZM133 239H134V238H133ZM175 239H176V238H175ZM0 240H1V239H0ZM153 240H154V239H153ZM237 240H238V239H237ZM25 241H26V240H25ZM200 241H201V240H200ZM255 241H256V240H255ZM20 242H21V241H20ZM183 242H184V241H183ZM258 242H259V241H258ZM28 243H30V242H28ZM28 243H27V244H28ZM43 243H44V242H43ZM54 243H55V241H54ZM197 243H198V242H197ZM201 243H202V242H201ZM27 244H26V245H27ZM30 244H31V243H30ZM32 244H34V243H32ZM35 244H36V243H35ZM137 244H138V243H137ZM24 245H25V244H24ZM45 245H46V244H45ZM47 245H48V244H47ZM52 245H53V244H52ZM132 245H133V244H132ZM175 245H176V244H175ZM193 245H194V244H193ZM252 245H255V244H252ZM14 246H15V243H14V242H11V241L6 242V243H4V244L0 247V251H4V253H7V252L10 253L11 250H10L9 247L12 248V247H14ZM37 246H38V245H37ZM137 246H138V245H137ZM143 246H144V245H143ZM39 247H40V246H39ZM48 247H50V246H48ZM112 247H113V246H112ZM176 247L178 248V245H177ZM196 247H197V246H196ZM258 247H261V246H258ZM34 248H36V247H34ZM44 248H45V247H44ZM46 248H47V247H46ZM245 248H246V247H245ZM252 248H253V247H252ZM21 249H22V248H21ZM27 249H28V248H27ZM27 249H26V250H27ZM29 249H30V248H29ZM256 249H257V247H254V248H253V250H256ZM140 250H141V249H140ZM179 250L181 251V249H178V251H179ZM182 250H183V248H182ZM263 251H264V250H263ZM14 252H15V251H14ZM57 252H58V251H57ZM170 252H171V250H170ZM181 252H182V251H181ZM192 252H193V251H192ZM228 252H229V251H228ZM9 253H8V254H9ZM141 253H142V252H141ZM10 254H12V253H10ZM10 254H9V255H10ZM25 254H26V252H25ZM186 254H187V253H186ZM27 255H28V254H27ZM32 255H33V254H32ZM43 255H44V254H43ZM135 255H136V253H135ZM177 255H178V254H177ZM193 255H194V254H193ZM34 256H36V255H34ZM39 256H40V255H39ZM41 256H42V255H41ZM136 256H138V255H136ZM189 256H190V255H189ZM244 256H245V255H244ZM6 257H8V256H6ZM9 257H10V256H9ZM9 257H8V258H9ZM15 257H17V256H15ZM165 257H166V256H165ZM180 257H181V256H180ZM10 258H12V257H10ZM189 258H190V257H189ZM245 258H246V256L244 257V260H245ZM257 258H258V257H257ZM257 258H256V259H257ZM12 259H14V257H13ZM134 259H135V258H133V260H134ZM138 259H139V258H138ZM139 260H140V259H139ZM143 260L145 261V259H143ZM143 260H140V261L143 262ZM192 260H193V259H192ZM244 260H243V261H244ZM253 260H254V259H253ZM18 261H19V260H18ZM137 261H138V260H137ZM137 261H136V262H137ZM142 262H138V264H139V263L141 264ZM130 263H131V262H130ZM181 264H182V263H181ZM185 264H187V262H186Z\"/></svg>",
  "mask_w": 264,
  "mask_h": 264
}]
</instances>
